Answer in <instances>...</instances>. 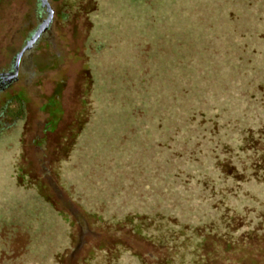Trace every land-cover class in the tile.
Here are the masks:
<instances>
[{
  "label": "rangeland",
  "instance_id": "1",
  "mask_svg": "<svg viewBox=\"0 0 264 264\" xmlns=\"http://www.w3.org/2000/svg\"><path fill=\"white\" fill-rule=\"evenodd\" d=\"M47 4L0 92V264H264V0ZM45 18L0 0V74Z\"/></svg>",
  "mask_w": 264,
  "mask_h": 264
},
{
  "label": "trees",
  "instance_id": "2",
  "mask_svg": "<svg viewBox=\"0 0 264 264\" xmlns=\"http://www.w3.org/2000/svg\"><path fill=\"white\" fill-rule=\"evenodd\" d=\"M8 85L9 84L4 81V78L0 77V92L7 88ZM63 88L64 82H57L49 96L45 98L43 104L39 108L40 112L46 116L42 129L43 133L53 132L60 122L63 112L61 104V93ZM22 116V99L17 95L8 98L0 106V132H10L11 130H13L18 121H21ZM258 136L259 139L264 137V129L259 132ZM254 175L255 174L251 176L253 177Z\"/></svg>",
  "mask_w": 264,
  "mask_h": 264
},
{
  "label": "water",
  "instance_id": "3",
  "mask_svg": "<svg viewBox=\"0 0 264 264\" xmlns=\"http://www.w3.org/2000/svg\"><path fill=\"white\" fill-rule=\"evenodd\" d=\"M38 3H39V7L42 9V11L44 13H46V18L35 29V31L31 34L29 39L25 42L24 46L15 55V57L13 59L12 71L9 73L0 74V77L4 78V81L7 82L8 84H10L16 80V74H17V69H18L20 59L36 43V41L38 40L40 35L47 29L49 22L51 20L52 12L49 9V6L47 4V0H38Z\"/></svg>",
  "mask_w": 264,
  "mask_h": 264
},
{
  "label": "flooded vegetation",
  "instance_id": "4",
  "mask_svg": "<svg viewBox=\"0 0 264 264\" xmlns=\"http://www.w3.org/2000/svg\"><path fill=\"white\" fill-rule=\"evenodd\" d=\"M12 70V69H11Z\"/></svg>",
  "mask_w": 264,
  "mask_h": 264
}]
</instances>
